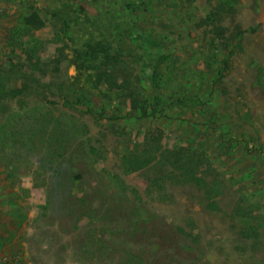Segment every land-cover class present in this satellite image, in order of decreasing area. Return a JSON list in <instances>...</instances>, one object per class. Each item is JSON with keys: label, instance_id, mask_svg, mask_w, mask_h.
<instances>
[{"label": "rangeland", "instance_id": "1", "mask_svg": "<svg viewBox=\"0 0 264 264\" xmlns=\"http://www.w3.org/2000/svg\"><path fill=\"white\" fill-rule=\"evenodd\" d=\"M138 258L264 264V0H0V264Z\"/></svg>", "mask_w": 264, "mask_h": 264}, {"label": "trees", "instance_id": "2", "mask_svg": "<svg viewBox=\"0 0 264 264\" xmlns=\"http://www.w3.org/2000/svg\"><path fill=\"white\" fill-rule=\"evenodd\" d=\"M46 11L50 13L52 18L61 21L63 23V25H65V27H67L68 20L69 21L71 20L72 22H76L77 21L76 20L77 17L71 18V16L68 15L65 10H52V9H49V10H46ZM27 25H29L31 27H34L36 29H39V28L43 27L44 22L39 19L38 15L36 13H33L32 16L27 19ZM251 32H254V30H251ZM242 33H244V32H241L239 34H242ZM107 46H108V43L106 41V38H102V39H99V40H97L95 42H90V41L89 42H85L84 45L80 49L76 50L75 51L76 56H77L76 59L78 60V62H80L82 70L86 69V67H85L86 63L91 62V60L97 59L100 55H102L104 52H106V50L108 49ZM233 52H234V48H232L230 50V52L228 53L226 58L222 61L223 65H222L220 71L218 72V77L216 78L217 81H221L225 77V72L228 70V61L231 58V56L233 55ZM110 57L111 56H109L107 58L111 59ZM112 59L114 60L116 58H112ZM86 71H87V69H86ZM86 73H88V75H87L88 79L93 81V79H94L93 75L90 74L89 72H86ZM105 75H106V73H105ZM96 85H97V83H96ZM96 85H94L95 88L97 87ZM1 90H3V89L1 88ZM22 91L23 90H21V89L4 91L5 98L7 97L8 99H15L18 95H20L22 93ZM62 105L66 106V107H69V108H72L74 110L75 109L76 110L80 109L76 103L69 102L67 99H65L62 102ZM143 111H144L143 116H148L147 112L145 110H143ZM11 117H15L14 114L7 118V122L6 123H9L11 120H13V118H11ZM26 118L27 119L29 118L28 114H26ZM31 136H32L31 134H27L25 139H27V137H28V139H31ZM11 141L12 142H11V145L9 147L10 148L9 150H11V152L15 154L16 153L15 152V147H16L15 144H16L17 140L14 138ZM232 145H233L234 149H236L238 147H241V149L244 150V149L247 148L246 143L243 142V141H240L238 139H236V140L234 139ZM26 149H28V148H26ZM59 157H61V155ZM39 162H40L41 165H47V164L51 163L49 161V158L48 159L44 158L42 160L40 159ZM51 170H52V172L54 174V169L51 168ZM89 216H93V215L89 214ZM141 262H143V261L140 258H138L137 259V263L140 264Z\"/></svg>", "mask_w": 264, "mask_h": 264}]
</instances>
